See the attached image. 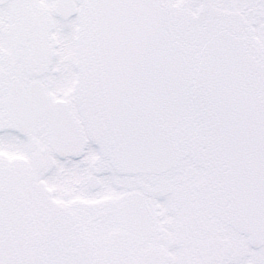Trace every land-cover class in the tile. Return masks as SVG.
Here are the masks:
<instances>
[{"label":"snow or ice","instance_id":"snow-or-ice-1","mask_svg":"<svg viewBox=\"0 0 264 264\" xmlns=\"http://www.w3.org/2000/svg\"><path fill=\"white\" fill-rule=\"evenodd\" d=\"M0 264H264V0H0Z\"/></svg>","mask_w":264,"mask_h":264}]
</instances>
